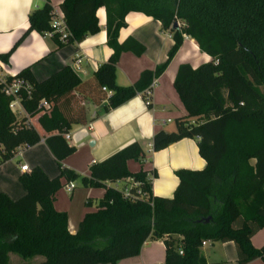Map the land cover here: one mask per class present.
I'll return each mask as SVG.
<instances>
[{
    "label": "trees",
    "instance_id": "trees-1",
    "mask_svg": "<svg viewBox=\"0 0 264 264\" xmlns=\"http://www.w3.org/2000/svg\"><path fill=\"white\" fill-rule=\"evenodd\" d=\"M59 8L68 31L64 43L53 35L59 47L96 35L100 31L96 14L105 11L106 45L112 54L94 73L97 88L111 93L104 97V111L148 90L184 38L209 57L194 70L187 64L177 67L172 87L186 114L175 118L173 131L159 130L151 141L156 152L182 138H196L204 167L174 171L177 185L171 197L154 196L155 172L127 168L128 161L145 157L133 142L93 163L89 175L81 177L83 186L105 191L96 209L70 233L67 214L54 208V200L60 178L69 183L79 177L61 161L76 150L63 136L72 125L87 121L84 106L73 101L82 82L69 67L38 82L27 67L7 79L30 86L29 95L19 98L23 115L11 112V99L0 83V164L13 158L17 147H32L43 132L55 130L44 142L59 175L48 178L36 166L18 178L26 190L23 197L11 200L0 193V264H8L10 253L23 260L42 257L37 264H116L138 256L148 239L163 241L164 264H206L200 252L203 241H230L238 264L254 259L264 264V247L254 248L249 241L264 226V0H63ZM51 13L48 1L34 9L27 30L6 54H0V61L8 64L31 33H51ZM131 13L159 22L172 46L162 65L142 72L135 84L119 87L115 74L121 55L141 57L145 52L132 38L118 42ZM42 101L50 110L38 108ZM71 102L74 107L68 109ZM125 180L121 189L107 186ZM126 187L130 197L123 195Z\"/></svg>",
    "mask_w": 264,
    "mask_h": 264
},
{
    "label": "crops",
    "instance_id": "crops-1",
    "mask_svg": "<svg viewBox=\"0 0 264 264\" xmlns=\"http://www.w3.org/2000/svg\"><path fill=\"white\" fill-rule=\"evenodd\" d=\"M46 1L50 3L52 11L60 12L59 7L63 0H0V54H6L12 48L28 28V15L34 9L43 7ZM96 15L100 31L77 45L59 47L53 37L35 32L28 35L11 55L8 64L0 61V80L14 78L20 71L30 67L34 79L40 82L65 67L71 68L82 82V86L73 93V101L84 106L87 119L85 124L72 125L68 132L70 138L67 142L75 147L74 153L86 146L90 167L121 148L137 142L145 157L141 161H128L127 168L131 172H137L141 168L155 172V177L151 181L152 194L170 198L177 185L174 171L201 170L204 161L197 152L196 138H182L154 152L151 149L152 137L159 130L173 131L175 118L186 114L172 87L177 67L187 64L194 70L199 65L207 63L209 57L200 53L192 40L183 39L164 73L152 83L150 106L146 105L142 93L117 108L104 111V106L107 105L104 98L106 92L97 88L94 73L108 60L112 52L106 45L105 11L100 9ZM128 38L141 44L145 52L141 57H135L131 53L121 55L115 74L116 85L119 87L135 84L142 72L153 71L162 65L172 46L168 34L160 31L159 22L137 13L126 16L125 27L119 32L118 42L123 43ZM71 107H74L73 102L67 106L68 109ZM74 126L86 127L80 138L72 137ZM54 134L55 130L43 132L38 144L25 149L21 156H14L15 158L0 164V193L7 195L11 200H18L26 194L24 186L18 180L19 176L25 173L20 170L23 164L28 165L30 170L38 166L48 177H54L52 163L54 164L55 160L44 142L45 138ZM78 141L83 142V147H79ZM65 165L67 168L72 167L67 159ZM125 182L126 180L115 184L123 186ZM112 185L107 183V186ZM76 189V184L71 193L64 189L70 197V206L65 211L54 202L57 211L66 212L70 233H75L78 223L86 213L96 209V204L93 208V203H97L105 191L104 188H97L101 193L94 197L93 188H89L73 198ZM90 204L92 206H89ZM83 205L90 210L84 213L83 209L81 210ZM249 241L254 248L264 247V226L256 231ZM200 252L206 264H238L235 247L230 241L222 243L204 241ZM41 260L42 257L23 260L18 255L10 253L8 264H37ZM164 260L163 241L148 239L138 256L122 259L116 264H164ZM245 264L263 263L259 259H254Z\"/></svg>",
    "mask_w": 264,
    "mask_h": 264
},
{
    "label": "built area",
    "instance_id": "built-area-1",
    "mask_svg": "<svg viewBox=\"0 0 264 264\" xmlns=\"http://www.w3.org/2000/svg\"><path fill=\"white\" fill-rule=\"evenodd\" d=\"M50 26L52 28V32L45 34V36L53 37V35L56 34L59 37V41L61 43H64L67 40L68 31H67L65 23H64V16L61 12L52 11ZM184 39H186V38H184ZM75 67H77V66H75ZM0 83L3 84L5 95L11 99V102L9 104V108H10L11 112L13 114L17 113L19 115H23L24 110H23L22 106L20 105V99L19 98H20V95L22 93L29 95L30 86L27 83H25L24 81L18 80V79H12L9 82L7 81V79H3V80H0ZM151 88H152V85L148 90L143 92L146 105L150 104ZM102 91L106 92V98L111 96V93L107 92L104 88L102 89ZM38 108L42 109L44 111H48V110H50V105L47 104L46 102L42 101V102H40ZM28 121L30 124H33L32 117H28ZM89 128H90V125H89ZM63 137L66 141H68L70 138L69 133L65 134ZM27 148H29V146H25V145L19 146L13 151V155L14 156H21L23 151ZM20 170L22 172H29L30 171L28 165H26V164L21 165ZM134 186H136V184H134ZM74 188H75L74 182H69V183H66L64 185V189L68 193H71ZM123 195H124V197H130L128 187L123 189ZM203 244H204V241L201 242V245H203ZM178 253L181 254V251L178 250Z\"/></svg>",
    "mask_w": 264,
    "mask_h": 264
},
{
    "label": "rangeland",
    "instance_id": "rangeland-1",
    "mask_svg": "<svg viewBox=\"0 0 264 264\" xmlns=\"http://www.w3.org/2000/svg\"><path fill=\"white\" fill-rule=\"evenodd\" d=\"M16 117L19 116V114H15ZM86 127H81V126H74L72 127V137L76 138L77 136H79V138L81 137L82 132L85 131ZM79 147L83 145V142L78 141ZM83 147V146H82ZM89 147V146H87ZM86 146L79 149V151L77 150L76 153L71 154L70 156H68L67 158H65L63 161H61V164L66 167L65 165V161L67 159V161H70L72 164V167H68L69 169L73 170L75 173H77L79 175V177L74 181V184L77 185V189L75 190V192L73 193V198L75 197V195H80L79 193L84 192L86 189H89V187H85L83 186V184L81 183V177L82 176H88L89 175V157H88V150H86ZM15 158V157H13ZM17 158V157H16ZM52 171L54 174V177H57L59 175V168L57 166V164L54 161V164L52 163ZM47 176V175H46ZM48 177V176H47ZM50 178V177H48ZM66 183V180L64 177L60 178V184H61V188L58 190V192L56 193V199H55V203L57 205V207L62 208L64 211L67 207L70 206V197L67 193H65L64 191V184ZM116 186L121 189L122 185L119 184H113L112 187ZM101 193L100 189L97 188H93L92 189V196H98ZM77 197V196H76ZM93 208L95 206V202L93 203ZM83 209V212L86 213L87 211H89L90 209L85 207L84 205L81 207V210Z\"/></svg>",
    "mask_w": 264,
    "mask_h": 264
},
{
    "label": "water",
    "instance_id": "water-1",
    "mask_svg": "<svg viewBox=\"0 0 264 264\" xmlns=\"http://www.w3.org/2000/svg\"><path fill=\"white\" fill-rule=\"evenodd\" d=\"M93 143L91 142V145H92Z\"/></svg>",
    "mask_w": 264,
    "mask_h": 264
}]
</instances>
